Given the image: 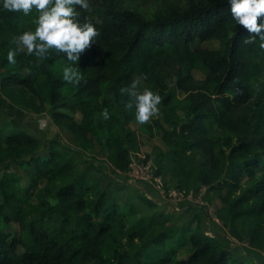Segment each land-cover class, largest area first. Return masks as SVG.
<instances>
[{"label": "trees", "instance_id": "16d2710c", "mask_svg": "<svg viewBox=\"0 0 264 264\" xmlns=\"http://www.w3.org/2000/svg\"><path fill=\"white\" fill-rule=\"evenodd\" d=\"M131 1L90 0L89 12L77 6L79 19L87 17L99 30L77 62L79 84L63 81L68 62L55 51L39 67L26 50L9 65L13 38L34 30L38 13L0 12L1 91L17 103L47 104L82 150L126 173L140 143L128 127L135 109H125L128 97L119 90L146 76L141 83L159 92L164 108L177 100L174 108L183 118L171 107L162 109L166 128L161 119L155 124L163 128L167 149L153 147L144 162L152 159L159 177L167 159L181 190L193 173L222 204L217 215L227 233L264 253V48L243 42L248 33L231 20L227 0H158L159 9L147 19L124 8ZM210 42L218 48L204 47ZM169 81L181 98L169 90ZM190 152L201 160L196 163ZM11 164L26 169L29 182L16 190L12 184L19 180L0 179V264H243L228 246L200 234L184 238L164 228L146 240L152 224H133V207H121L100 190L57 143L43 149L23 132L0 137V169ZM171 240L178 245L167 247ZM181 248L191 251L183 260L177 258Z\"/></svg>", "mask_w": 264, "mask_h": 264}, {"label": "rangeland", "instance_id": "374dc122", "mask_svg": "<svg viewBox=\"0 0 264 264\" xmlns=\"http://www.w3.org/2000/svg\"><path fill=\"white\" fill-rule=\"evenodd\" d=\"M125 9L136 12L143 18H150L158 9V0H135L128 2ZM204 47L211 49L218 48L217 42L204 44ZM193 76L197 80L203 79V74L194 71ZM1 79V75H0ZM169 84V90L174 91L176 98H181L176 93L173 83ZM141 88L149 87L147 84H140ZM151 88V87H149ZM152 89V88H151ZM153 90V89H152ZM154 91V90H153ZM174 104L164 108L160 105V114L145 124L138 123L135 118L128 123L129 129L137 135L139 146L131 152V165L126 173H119L113 170L107 162L106 157L97 156L92 151L82 150L74 135L64 125L53 120L51 109L47 104H39L35 101L23 100L17 103L4 96L0 89V137L14 135L19 132L26 133L38 139L44 149L46 144L57 143L59 147L67 150L77 165L79 172L88 171L91 180L98 185L100 190H105L115 199L121 207L131 205L133 211L130 221L133 224L145 222L144 226L152 224L150 232L146 230V240L150 234H158L164 228L175 229L178 237L188 238L192 234H200L218 243L228 246L232 254L243 264H264V253L251 246L239 243L234 237L227 233L217 215L221 203L212 193H207V188L201 186L193 173L187 180L184 189H179L177 181L171 176L170 165L165 159V168L162 174L155 176V163L151 159L144 162L147 154H151L152 148L166 150L162 140L163 128L156 126L155 121L161 119V124L166 128L162 119V109L175 113L178 118H183L181 109ZM173 106V107H172ZM169 111V110H168ZM74 120L79 121V115L69 113ZM151 128V130H149ZM66 148V149H65ZM190 157L196 163L201 160V155L190 152ZM6 170L0 169V179L3 177L19 180V185L12 184L17 188L28 185V172L21 165L11 164ZM8 175V176H5ZM43 185V182H42ZM16 186V187H15ZM147 197L157 205L152 206L145 203L142 197ZM34 201V198H31ZM130 226L127 225V229ZM122 238H126L121 236ZM135 244H142L136 239ZM178 245L176 240L166 242V246ZM191 251L186 248L178 249L177 258L183 260L188 257Z\"/></svg>", "mask_w": 264, "mask_h": 264}, {"label": "clouds", "instance_id": "9594fccd", "mask_svg": "<svg viewBox=\"0 0 264 264\" xmlns=\"http://www.w3.org/2000/svg\"><path fill=\"white\" fill-rule=\"evenodd\" d=\"M231 20L241 25L248 33L243 36L245 44L259 42L264 48V0H227ZM77 6L86 12L91 11L90 0H0V12H23L25 16L38 13L34 20L35 28L25 30L13 38L14 48H9L6 59L9 65L17 63V55L26 50L34 56L36 66L41 60L49 58L52 51L64 54L66 63L62 68V79L69 84H79L82 73L77 66L81 54L91 47L99 36L97 27L87 19H79ZM142 75L138 79L120 88L121 94H127L124 104L126 110L135 109V120L140 124L149 122L160 114L162 97L158 91L149 87L141 88ZM105 120L110 119L109 109L102 110Z\"/></svg>", "mask_w": 264, "mask_h": 264}]
</instances>
